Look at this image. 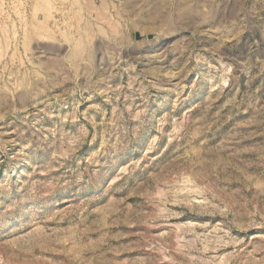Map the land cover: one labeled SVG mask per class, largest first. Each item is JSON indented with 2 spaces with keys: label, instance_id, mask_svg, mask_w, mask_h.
<instances>
[{
  "label": "rangeland",
  "instance_id": "374dc122",
  "mask_svg": "<svg viewBox=\"0 0 264 264\" xmlns=\"http://www.w3.org/2000/svg\"><path fill=\"white\" fill-rule=\"evenodd\" d=\"M0 264H264V0H0Z\"/></svg>",
  "mask_w": 264,
  "mask_h": 264
},
{
  "label": "crops",
  "instance_id": "0c3cea01",
  "mask_svg": "<svg viewBox=\"0 0 264 264\" xmlns=\"http://www.w3.org/2000/svg\"><path fill=\"white\" fill-rule=\"evenodd\" d=\"M34 20H36V19L34 18Z\"/></svg>",
  "mask_w": 264,
  "mask_h": 264
}]
</instances>
